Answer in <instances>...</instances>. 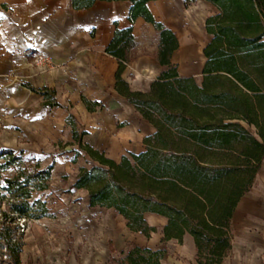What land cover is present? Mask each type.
<instances>
[{"label": "trees", "instance_id": "16d2710c", "mask_svg": "<svg viewBox=\"0 0 264 264\" xmlns=\"http://www.w3.org/2000/svg\"><path fill=\"white\" fill-rule=\"evenodd\" d=\"M72 1L76 10H83L98 1L126 0ZM127 1L133 3L131 22L143 17L154 26L162 74L147 91L132 90L123 77L137 47L133 26L117 28L107 51L119 60L117 92L155 132L145 137L144 151L115 159L84 140L88 131L79 133L71 113L73 138L89 157L88 164L79 168L73 188L88 191L90 206L116 210L131 231L148 238L157 227L147 214L167 218L164 242L183 243L189 233L195 240L197 264H222L233 248L238 206L264 164V0H207L220 12L206 20L212 38L204 48L201 81L182 76L172 62L178 37L155 18L148 6L151 0ZM37 92L49 100L55 90ZM0 159V168L23 161L13 150L0 151ZM52 170L50 165L17 175L26 208L32 189L49 188ZM7 181L10 186L16 182ZM26 208L18 213L29 217ZM4 239L12 257V237L8 234ZM164 257L163 249L134 245L115 263L164 264Z\"/></svg>", "mask_w": 264, "mask_h": 264}, {"label": "rangeland", "instance_id": "374dc122", "mask_svg": "<svg viewBox=\"0 0 264 264\" xmlns=\"http://www.w3.org/2000/svg\"><path fill=\"white\" fill-rule=\"evenodd\" d=\"M196 3V0H185L181 14L175 18L170 16L168 22L180 35L184 32L191 34V29L196 31L189 35L198 42L191 52L190 63L198 66L191 73L201 81V67L205 61L203 47L212 38L206 31V20L218 10L206 2H199L195 15L189 16L185 10H191ZM140 36H156V49L150 50L143 42L135 41L137 47L133 59L142 56L145 49L152 59L156 58L159 40L154 26L143 22ZM20 54L25 55L26 51L21 50ZM48 72L23 62L12 71L0 70V151L13 150L23 157L22 162L0 168V264H116L115 259L126 255L134 245L165 250V264H190L180 251V242L146 239L142 234L131 231L116 210L90 206L88 191L73 188L79 168L88 164L89 157L73 138L70 114L75 115L80 134L90 131L84 140L110 157L131 153L132 145L136 148L137 143L131 142V146L115 150L112 132L115 128L132 127L141 119L125 100L96 106L90 97L87 100L93 110L84 100L60 102L57 88L40 82ZM45 88L55 90L49 100L37 92ZM109 99L112 100L110 96ZM79 150L81 154L78 156ZM50 165L53 170L49 188L44 191L32 189L33 196L28 199L26 208L17 175L23 171L31 174L36 168L44 169ZM8 179L15 180V184L10 186ZM29 187L33 188V184ZM243 206L253 210L257 218L250 219L247 215L236 218L233 226L235 240L238 230L244 227L255 229L260 238L259 252L255 254L252 248L243 247V243H240V248L247 252L251 250L253 256L264 257V164ZM25 208L29 217L18 213ZM39 215L42 216L38 218ZM147 218L157 227V233L162 231L163 218L155 215ZM8 234L14 245L12 257L4 239Z\"/></svg>", "mask_w": 264, "mask_h": 264}, {"label": "crops", "instance_id": "0c3cea01", "mask_svg": "<svg viewBox=\"0 0 264 264\" xmlns=\"http://www.w3.org/2000/svg\"><path fill=\"white\" fill-rule=\"evenodd\" d=\"M184 1L151 0L148 6L155 18L173 30L178 37L179 48L174 51L172 62L178 66L179 73L182 76H195L191 72L198 66L190 62L191 52L196 49L198 42L193 41L186 32L180 35L168 22L170 16L181 14ZM196 1L206 2L216 7L207 0ZM132 5L133 3L127 0L98 1L89 9L76 10L72 0H0V70L12 71L20 62L31 65L26 54H20L21 50L39 48L48 51L58 66L49 70L46 77L40 80L41 84L57 88L60 102H84V99L89 100L90 97L101 104L125 100L126 104L137 112L141 121L132 127L115 128L112 133L115 136L116 145L113 148L118 150L123 146H131V142H136V148L132 145L130 151L140 153L146 148L145 137L154 133L155 128L142 117L133 104L117 92L116 74L119 60L107 51L117 28L133 26L135 41L143 42L140 36L141 26L143 22H148L143 17L131 22ZM216 9L219 13V9L217 7ZM206 44L203 47V54ZM147 50L145 49L146 52L142 56L133 59L123 74L132 90H149L151 83L162 74L163 69L158 56L152 59ZM204 58L202 72L206 63L205 55ZM124 154L126 153L111 157L120 159ZM247 194L238 206L233 226H235L236 218L246 217L245 215L250 219L257 218L253 210L243 206ZM158 217L165 220V226L167 218ZM163 228L161 232H153L150 238L142 235L146 239L162 238L163 241ZM237 234L236 240L234 237L230 257H227L222 264H264V257L253 256L251 250L247 252L245 248L243 250L240 248V243H243V247L248 246L254 250L255 254L258 253L260 238L257 231L244 227L243 230H238ZM167 242H178V240L172 239ZM179 244L184 259H187L190 264H197L194 237L187 233L183 244Z\"/></svg>", "mask_w": 264, "mask_h": 264}, {"label": "built area", "instance_id": "2783aa9c", "mask_svg": "<svg viewBox=\"0 0 264 264\" xmlns=\"http://www.w3.org/2000/svg\"><path fill=\"white\" fill-rule=\"evenodd\" d=\"M26 56L30 60L31 65L39 71L46 72L58 66L52 54L43 49H27Z\"/></svg>", "mask_w": 264, "mask_h": 264}, {"label": "bare ground", "instance_id": "6f19581e", "mask_svg": "<svg viewBox=\"0 0 264 264\" xmlns=\"http://www.w3.org/2000/svg\"><path fill=\"white\" fill-rule=\"evenodd\" d=\"M199 2L196 3V6H193L191 10H185V12L189 15V16H193V14L195 15V12L198 10L199 8ZM192 26H196V25H192ZM191 31V34H189L190 36L192 34H195L196 31L194 30H190ZM142 41L144 43V45L150 49V50H155L156 49V45H157V38L156 36H147V37H142ZM115 137V136H114ZM115 148V147H114Z\"/></svg>", "mask_w": 264, "mask_h": 264}]
</instances>
